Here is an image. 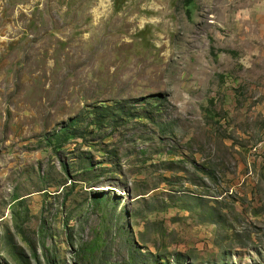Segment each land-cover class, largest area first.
Returning <instances> with one entry per match:
<instances>
[{"label":"rangeland","instance_id":"1","mask_svg":"<svg viewBox=\"0 0 264 264\" xmlns=\"http://www.w3.org/2000/svg\"><path fill=\"white\" fill-rule=\"evenodd\" d=\"M0 264H264V0H0Z\"/></svg>","mask_w":264,"mask_h":264},{"label":"trees","instance_id":"2","mask_svg":"<svg viewBox=\"0 0 264 264\" xmlns=\"http://www.w3.org/2000/svg\"><path fill=\"white\" fill-rule=\"evenodd\" d=\"M140 101L141 99L139 100V102ZM116 112L118 114L127 116L128 118H131L133 116V114L125 108V105H117L116 110L113 113H111L108 117L112 118V116H114L113 114H116ZM90 113H93L92 110H88V114ZM103 115L104 117H106L107 113L104 112V114L100 116L97 115V117L95 116V118L93 115L91 119L88 120V124L95 126L97 128L100 127L104 123V118H102ZM80 122H82V120L79 119L78 117L72 118L66 125L60 127L57 132L52 133V138L49 137V142L51 141L54 142L55 140L59 141L61 140V138L68 140L72 138L73 136H82L80 132L78 131L79 128L77 126V124Z\"/></svg>","mask_w":264,"mask_h":264}]
</instances>
